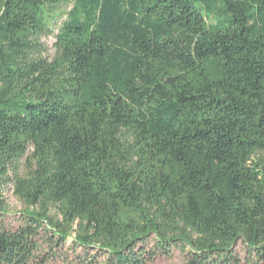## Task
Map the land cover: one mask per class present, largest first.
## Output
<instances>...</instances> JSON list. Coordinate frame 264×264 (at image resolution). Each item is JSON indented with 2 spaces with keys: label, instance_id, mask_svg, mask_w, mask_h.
Listing matches in <instances>:
<instances>
[{
  "label": "trees",
  "instance_id": "16d2710c",
  "mask_svg": "<svg viewBox=\"0 0 264 264\" xmlns=\"http://www.w3.org/2000/svg\"><path fill=\"white\" fill-rule=\"evenodd\" d=\"M8 184L0 264H264V0H0Z\"/></svg>",
  "mask_w": 264,
  "mask_h": 264
},
{
  "label": "rangeland",
  "instance_id": "374dc122",
  "mask_svg": "<svg viewBox=\"0 0 264 264\" xmlns=\"http://www.w3.org/2000/svg\"><path fill=\"white\" fill-rule=\"evenodd\" d=\"M42 46L45 48L46 52L44 53V57L46 59H50L54 55V39L53 37H45L41 40ZM27 162L24 159L22 161V169L23 173L26 169ZM2 196L4 200V204L8 209V214L0 218V221L3 219L4 224L7 228H13L17 225L19 215L22 211V207L12 193V186L10 184L5 185L3 187ZM46 235H42L45 238ZM235 253L241 260V264L246 263L247 251L243 244L238 243L235 248ZM50 254V252H42L38 255V260L34 264H79V257H84L82 253V249L72 245L71 240H68L64 246L57 249L54 252L55 256L52 260L43 262L44 258ZM89 257L95 255V251H87ZM98 262L101 259H97ZM184 256L179 252H174L170 258L165 257H156L153 264H183Z\"/></svg>",
  "mask_w": 264,
  "mask_h": 264
}]
</instances>
